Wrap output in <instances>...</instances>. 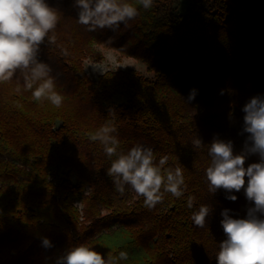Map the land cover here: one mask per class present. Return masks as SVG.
I'll return each instance as SVG.
<instances>
[{
	"label": "trees",
	"instance_id": "obj_1",
	"mask_svg": "<svg viewBox=\"0 0 264 264\" xmlns=\"http://www.w3.org/2000/svg\"><path fill=\"white\" fill-rule=\"evenodd\" d=\"M177 1L154 0L115 32H88L74 0H46L62 16L55 44L46 40L38 59L52 67L64 101L34 100L20 70L0 82V264H56L81 243L105 257L127 251L117 264H215L225 238L220 211L243 218L246 202L242 193L233 203L225 199L230 193L208 192L207 145L215 134L238 152L247 137L240 109L264 94V0H194L185 15L175 13ZM96 45L143 62L153 78L129 69L91 79L82 62L99 58ZM191 89L197 96L188 104ZM117 93L125 102L114 100ZM110 119L122 150L143 144L184 168V197L166 194L149 210L130 188L115 190L110 160L90 140ZM197 133L203 148L192 145ZM188 195L196 197L193 209ZM200 204L214 209L203 229L190 219ZM42 237L53 247L43 248Z\"/></svg>",
	"mask_w": 264,
	"mask_h": 264
},
{
	"label": "clouds",
	"instance_id": "obj_2",
	"mask_svg": "<svg viewBox=\"0 0 264 264\" xmlns=\"http://www.w3.org/2000/svg\"><path fill=\"white\" fill-rule=\"evenodd\" d=\"M153 5L154 0H136L135 4L130 0H74L77 23L88 32H115L136 19L140 8L147 11ZM61 16L59 9L50 7L46 0H0V82L12 80L20 70L23 86L31 91L34 100L46 99L56 107L61 106L64 96L56 90L57 78L52 75V67L38 56L46 40L55 44L52 33ZM196 96L197 90L191 89L185 102L190 104ZM240 111L243 132L247 134L242 148L235 151L233 140H221L215 134L207 145L209 163L204 178L208 192L213 196L221 190L230 193L225 199L233 203L238 200L237 194L242 193L246 205H251L243 218L230 216L228 208L221 209L219 226L225 238L218 242L215 264H264V94L249 97ZM117 131L114 120H106L90 140L102 145L110 160L106 174L119 194L130 188L143 198L149 210L163 203L166 194L176 199L185 196L187 184L182 166H169L168 155L157 158L154 150L143 144L122 150ZM192 145L205 146L199 133ZM253 156L257 157L255 162L250 161ZM186 200L187 208L193 209L196 197L188 195ZM213 211L210 205L200 204L191 212L190 219L195 227L203 229ZM41 246L49 249L53 244L42 237ZM128 259L127 251L105 257L81 243L70 247L56 264H117L118 260Z\"/></svg>",
	"mask_w": 264,
	"mask_h": 264
},
{
	"label": "rangeland",
	"instance_id": "obj_3",
	"mask_svg": "<svg viewBox=\"0 0 264 264\" xmlns=\"http://www.w3.org/2000/svg\"><path fill=\"white\" fill-rule=\"evenodd\" d=\"M194 3V0H178L175 3V13L177 15H185L189 11ZM66 34L70 36H65L67 39H70L71 32L66 26L62 29ZM95 48L99 51V58H85L83 59L82 65L83 70L88 77L91 79H96L100 74L108 70H136L144 76L153 78L152 72H149L146 68V65L132 57H128L121 52L113 48H108L103 45H96ZM127 96L124 93H117L114 97V100L117 103L125 102ZM250 207L248 205H242L240 211L242 217L245 214L246 208Z\"/></svg>",
	"mask_w": 264,
	"mask_h": 264
}]
</instances>
